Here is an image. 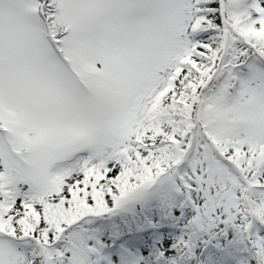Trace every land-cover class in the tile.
<instances>
[{
  "label": "snow or ice",
  "instance_id": "obj_1",
  "mask_svg": "<svg viewBox=\"0 0 264 264\" xmlns=\"http://www.w3.org/2000/svg\"><path fill=\"white\" fill-rule=\"evenodd\" d=\"M0 264H264V0H0Z\"/></svg>",
  "mask_w": 264,
  "mask_h": 264
}]
</instances>
